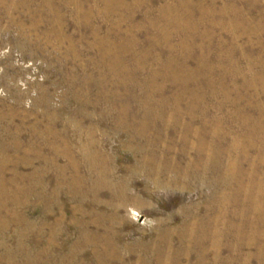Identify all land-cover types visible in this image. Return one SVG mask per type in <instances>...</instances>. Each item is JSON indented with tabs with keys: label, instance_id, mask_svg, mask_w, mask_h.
<instances>
[{
	"label": "rangeland",
	"instance_id": "obj_1",
	"mask_svg": "<svg viewBox=\"0 0 264 264\" xmlns=\"http://www.w3.org/2000/svg\"><path fill=\"white\" fill-rule=\"evenodd\" d=\"M0 264H264V0H0Z\"/></svg>",
	"mask_w": 264,
	"mask_h": 264
}]
</instances>
